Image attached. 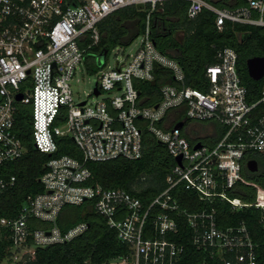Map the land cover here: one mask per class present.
<instances>
[{
    "label": "built area",
    "instance_id": "2783aa9c",
    "mask_svg": "<svg viewBox=\"0 0 264 264\" xmlns=\"http://www.w3.org/2000/svg\"><path fill=\"white\" fill-rule=\"evenodd\" d=\"M171 1L188 3V20L211 13L218 31L227 22L264 26V0H242L244 5L234 9L205 0H0V167L26 152L15 132L18 104L32 109L37 151L55 155L58 141L68 138L83 162L65 155L50 158L39 179L43 192L27 197L15 219L0 218V235L7 232L18 253L33 254L28 241L45 248L82 235L88 229L85 222L62 233L57 220L65 206L92 202L95 213L130 251L109 264L181 263L185 248L169 238L178 232L174 216L184 217L191 229V244L200 258L196 264H264V234L259 242L244 224L219 227L212 206L217 200L234 211L259 209L264 233V188L242 176L251 161L247 155L264 154V110L255 113L264 106V88L257 102H247L237 53L229 47L217 53L215 65L206 67L202 89L187 86L182 66L159 51L150 31V13ZM127 7L148 9L141 42L127 62H116L113 69H104L106 62L99 63L101 55L96 56L97 82L89 95L93 100L74 101L70 83L78 68L89 71L85 59L99 43L98 25ZM159 72H167L170 80L159 78ZM155 82L157 99L142 106L140 86ZM191 123L219 126V138L209 143L195 137ZM145 134L164 146L174 162L166 189L148 206L123 189L90 184L86 162L139 160ZM15 182L14 176H0V194ZM238 184L255 188L253 204L229 197ZM178 188L195 193L210 208H180L173 196ZM34 219L49 228L31 230Z\"/></svg>",
    "mask_w": 264,
    "mask_h": 264
},
{
    "label": "trees",
    "instance_id": "16d2710c",
    "mask_svg": "<svg viewBox=\"0 0 264 264\" xmlns=\"http://www.w3.org/2000/svg\"><path fill=\"white\" fill-rule=\"evenodd\" d=\"M218 8H238L244 5L242 0H205ZM184 1L166 2L150 13V31L159 51L179 62L186 75L187 86L202 89L205 84V69L215 65L217 53L232 48L237 53V71L242 85L246 88V100L255 103L261 98L264 77L259 81L251 80L247 75L246 62L250 58L264 57V26L225 23L221 31L215 27L214 16L209 12L201 13L197 18L188 20ZM148 9L127 7L121 9L98 25L99 43L86 57L85 64L89 73H95V58L105 54V58L115 48H127L142 35ZM255 16V15H254ZM160 77L169 79L167 72H159ZM157 83H145L140 86L142 106H150L157 99ZM264 106L259 105L255 113H262ZM15 132L25 148V154L18 160L7 162L0 167V176H14L15 185L0 194V218L15 219L27 204V197L43 192L39 179L45 172V164L52 157L69 156L80 163L82 155L68 138L58 141V151L49 156L37 151L33 145L32 109L17 105ZM257 162L258 170L251 173L244 166L242 176L250 183L264 188V154L250 153L246 161ZM173 159L164 146L158 144L148 134L143 138V151L139 160L117 159L108 162H86L84 167L91 173L90 184L104 189H123L138 198L145 206L162 193L167 185L165 178L172 166ZM229 197L253 204L256 190L252 186L238 184L228 192ZM180 208L196 212L209 205L201 203L193 192L178 188L173 192ZM217 224L221 228L244 224L254 241L263 240L261 213L254 207L232 210L226 202L215 201ZM178 232L170 240L185 248V255L179 264H196L200 258L191 244V229L184 217L174 216ZM85 222L88 229L82 235L66 244L51 245L45 248L35 247L32 256H24L14 264H109L111 261L129 256L127 246L121 244L114 230L107 227L105 219L95 213L92 202L80 206H65L58 217V228L66 232L78 223ZM31 230L47 229L49 224L39 220L29 222ZM8 233L0 235V264H13L18 253L13 249ZM28 245L32 248L31 241Z\"/></svg>",
    "mask_w": 264,
    "mask_h": 264
},
{
    "label": "rangeland",
    "instance_id": "374dc122",
    "mask_svg": "<svg viewBox=\"0 0 264 264\" xmlns=\"http://www.w3.org/2000/svg\"><path fill=\"white\" fill-rule=\"evenodd\" d=\"M141 42V37H137L130 46L127 48H115L111 51L108 56L105 58L103 62H106L104 69H113L116 62H127L131 54H133L134 50L137 48L139 43ZM102 63V61H99ZM101 65V64H100ZM101 67V66H100ZM97 82V73H89L85 68H78L76 71L75 77L71 81L70 85L72 88L74 101L89 99L93 100L92 96L89 97L90 93L93 91V87ZM28 89V86H25V90ZM110 94H103L102 97H109ZM207 141V140H206ZM35 248L32 247L31 250L33 252ZM32 256V253H26L24 251H20L14 256L13 264L16 262H20L24 256ZM4 264H8L5 262Z\"/></svg>",
    "mask_w": 264,
    "mask_h": 264
},
{
    "label": "water",
    "instance_id": "95a60500",
    "mask_svg": "<svg viewBox=\"0 0 264 264\" xmlns=\"http://www.w3.org/2000/svg\"><path fill=\"white\" fill-rule=\"evenodd\" d=\"M105 58V54H102L100 56V61H104ZM246 69H247V75L248 77L253 80V81H259L264 77V57H254V58H250L247 60L246 62ZM98 92L96 91V87H95V95H97ZM22 99L21 95H17L16 96V101H20ZM198 147V145L196 146V148ZM34 148L35 145H34ZM177 163L180 164V159L177 158L176 159ZM246 168L249 172L251 173H255L258 170V165L257 162L254 160L248 161L246 163Z\"/></svg>",
    "mask_w": 264,
    "mask_h": 264
},
{
    "label": "crops",
    "instance_id": "0c3cea01",
    "mask_svg": "<svg viewBox=\"0 0 264 264\" xmlns=\"http://www.w3.org/2000/svg\"><path fill=\"white\" fill-rule=\"evenodd\" d=\"M189 130L193 131L195 137L212 143L219 138L221 128L213 123H191Z\"/></svg>",
    "mask_w": 264,
    "mask_h": 264
}]
</instances>
